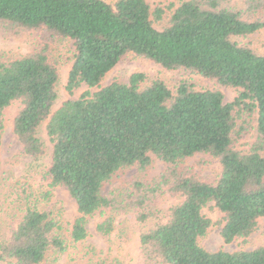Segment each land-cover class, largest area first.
<instances>
[{
    "label": "trees",
    "instance_id": "1",
    "mask_svg": "<svg viewBox=\"0 0 264 264\" xmlns=\"http://www.w3.org/2000/svg\"><path fill=\"white\" fill-rule=\"evenodd\" d=\"M163 13L161 7L151 11L146 0H0V32L37 36L29 53L0 51V145L4 111L17 102L12 133L20 152L37 160L43 154L37 129L48 119L52 150L45 173L49 187L64 186L76 203L73 242L87 237V216L110 210L132 215L139 232L136 264H264V245L229 252L198 243L211 225L201 212L208 203L222 214L225 243L248 237L264 218V55L237 39L264 29V0H185L156 29ZM60 38L74 45L65 86L70 94L81 84L98 86L127 53L238 93L224 102L217 90L186 81L171 88L133 72L126 83L86 91L51 113L58 70L48 52ZM248 128L255 137L240 146ZM196 154L219 162L215 183L183 167ZM150 155L163 163L156 179L102 192L119 170H146ZM48 197V191L21 187L0 198L14 209L8 235L0 237V264H40L48 250L64 249L58 223L40 207ZM164 197L177 202L159 207ZM113 229L112 216L95 226L104 236Z\"/></svg>",
    "mask_w": 264,
    "mask_h": 264
},
{
    "label": "rangeland",
    "instance_id": "2",
    "mask_svg": "<svg viewBox=\"0 0 264 264\" xmlns=\"http://www.w3.org/2000/svg\"><path fill=\"white\" fill-rule=\"evenodd\" d=\"M107 1L113 2L115 0ZM146 1L150 5L151 11L157 7L163 8L162 17L159 20H154V27L161 29L166 25L172 10L185 0ZM237 39L242 43H248L256 53L264 55V29L249 34L245 38ZM36 44L37 36L34 32H0V51L5 52L7 55L18 56L29 53ZM73 53L74 45L70 39L60 38L50 46L48 56L50 61L55 63L58 70V80L55 86L56 99L52 105L51 113L64 101L75 99L86 91L93 93L114 80L126 83L129 75L133 72L144 73L147 81L159 78L171 88L175 87L180 81H186L193 84L196 89L217 90L222 93L224 102L231 101L238 93V89L223 86L216 80L181 69L169 70L154 61L127 53L105 74L98 86L88 87L81 84L70 94L65 86L72 64ZM18 108L19 104L16 102L4 111L0 145V198L10 197L13 191L20 190L21 187L49 192L48 199L43 201L40 207L47 211L58 223V234L63 241L64 249L62 251L48 250L40 264H136L139 232L130 213L121 214L110 210L96 211L86 217L87 237L78 242L71 240V226L75 218L79 216L76 203L64 186L49 187L50 180L45 173L52 150V142L45 129L48 119L44 120L37 129V136L43 146V154L37 160H33L20 152L19 144L12 133V122ZM251 124L254 125L253 122ZM254 137L253 128H248V133L240 142V146L245 141H252ZM150 156L151 164L146 170L139 171L134 167L121 169L115 173L109 182L103 185L102 192L109 194L112 190L119 189L130 181L137 179L145 182L156 179L163 169V163L153 155ZM183 167L190 168V171L198 178L210 183H215L221 170L220 164L215 158L203 154H196L187 159ZM176 202L175 199L164 197L158 206L166 207ZM0 203L1 205L5 203L3 208L7 213L2 219L0 237L6 238L13 224L9 219L12 208L10 204L12 203ZM12 211L14 212L13 208ZM201 212L211 221L207 232L198 239L199 245L205 250L232 252L250 250L264 245V218L258 219L256 229L248 237L237 238L230 243H225L221 237L222 214L213 206L212 202L204 206ZM107 216L113 217L114 229L110 235L104 236L95 230V226L97 222Z\"/></svg>",
    "mask_w": 264,
    "mask_h": 264
}]
</instances>
